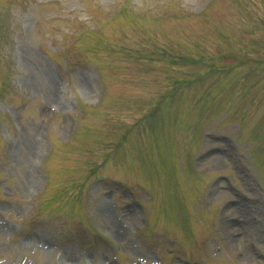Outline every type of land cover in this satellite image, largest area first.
Listing matches in <instances>:
<instances>
[{
  "label": "rangeland",
  "instance_id": "1",
  "mask_svg": "<svg viewBox=\"0 0 264 264\" xmlns=\"http://www.w3.org/2000/svg\"><path fill=\"white\" fill-rule=\"evenodd\" d=\"M0 92V264H264V0H0Z\"/></svg>",
  "mask_w": 264,
  "mask_h": 264
},
{
  "label": "bare ground",
  "instance_id": "2",
  "mask_svg": "<svg viewBox=\"0 0 264 264\" xmlns=\"http://www.w3.org/2000/svg\"><path fill=\"white\" fill-rule=\"evenodd\" d=\"M24 66L26 67L29 75H28V79L26 80V86L29 87L30 89H40L42 92H44L45 96H46V100L48 102H50L51 104H53L54 106L57 105H64L63 103H59L58 98H57V94H59L58 88L55 84V81L49 77L48 75H46L45 77H40L38 76L36 70H34V67L29 63V60H26V58H24ZM25 136V135H24ZM23 137V136H22ZM32 137V136H31ZM35 137V136H34ZM33 138V137H32ZM21 141L22 138H20ZM27 136L25 137L24 141L22 142V149L28 153H32V150L34 148V143H28L27 144ZM34 142H35V138H34ZM21 144V143H20ZM17 146L13 148L14 152L16 151ZM216 164L220 163V160L216 159ZM51 190H54V187H52ZM242 213V211H241ZM119 234V233H118ZM70 260H73V258L71 257Z\"/></svg>",
  "mask_w": 264,
  "mask_h": 264
}]
</instances>
